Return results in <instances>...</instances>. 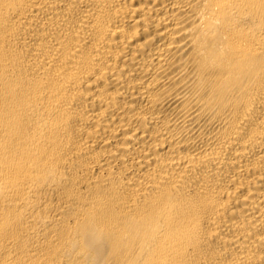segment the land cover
Returning <instances> with one entry per match:
<instances>
[{
  "label": "bare ground",
  "instance_id": "6f19581e",
  "mask_svg": "<svg viewBox=\"0 0 264 264\" xmlns=\"http://www.w3.org/2000/svg\"><path fill=\"white\" fill-rule=\"evenodd\" d=\"M0 264H264V0H0Z\"/></svg>",
  "mask_w": 264,
  "mask_h": 264
}]
</instances>
